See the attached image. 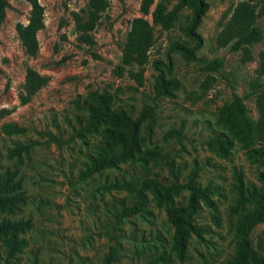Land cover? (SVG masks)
<instances>
[{
  "label": "rangeland",
  "instance_id": "374dc122",
  "mask_svg": "<svg viewBox=\"0 0 264 264\" xmlns=\"http://www.w3.org/2000/svg\"><path fill=\"white\" fill-rule=\"evenodd\" d=\"M87 1L38 0L43 28L36 33L37 55L29 58L15 32L17 23H26L29 4L7 0L0 24V175L9 173L10 183L0 194L9 196L11 205L0 207V224L12 227L0 231V264H235V227L250 209L240 194L263 184L259 175L264 174V160L251 158L216 117L235 92L251 120L257 119L250 85L256 80L264 90L259 68L264 13L256 19L261 38L248 46L246 55L229 50V44L218 45L217 37L238 2L259 7L264 0H205L195 60L164 53L174 40L192 45L180 31L188 9L182 8L171 28L163 30L151 23L153 6L143 15L140 0H107L105 12L88 32L93 40L89 46L77 40L71 15L84 16ZM133 17L146 19L154 37L140 85L128 73L136 70L134 64L117 73ZM215 58L222 60L217 70L206 66ZM26 66L48 81L28 103L19 104L17 91ZM159 72L178 81L172 95L154 94L153 76ZM94 92L108 96V113L123 110L134 119L149 107L151 117L140 114L129 156L82 178L104 142L102 129L109 126L105 121L95 131L77 134L87 111L74 101H87ZM13 122L24 130L2 129ZM219 132L229 142L224 155L209 144ZM143 177L170 186L171 199L157 200L142 187ZM188 180L208 191L197 199L190 219L196 231L186 230L180 252L170 216L186 205ZM138 189L142 207L129 216L121 214L135 205ZM259 233L264 234V222L252 237Z\"/></svg>",
  "mask_w": 264,
  "mask_h": 264
},
{
  "label": "trees",
  "instance_id": "16d2710c",
  "mask_svg": "<svg viewBox=\"0 0 264 264\" xmlns=\"http://www.w3.org/2000/svg\"><path fill=\"white\" fill-rule=\"evenodd\" d=\"M25 1L29 4L26 23H17L15 32L22 53L29 58H34L38 52L36 33L43 28V7L38 3V0ZM7 6V0H0V24L4 20ZM107 6V0H88L84 16L76 12L71 13L79 42L89 46L93 44L88 32L94 29ZM151 6H153L150 11L151 23L152 25L158 24L163 30L171 28L182 8L188 9L180 31L188 40L192 41V45L188 46L174 40L169 42L164 53L168 58L170 53L174 52L184 59L195 60V52L200 47L196 28L207 9V2L205 0H140L139 12L145 15ZM261 13H264V1L259 7L248 1L238 2L219 32L217 44L220 46L229 44V50L239 49L246 55L248 46L258 42L261 38V30L256 24V19ZM152 25L143 17L131 18L120 50V65L117 66V73L120 74L125 66L134 64L136 70L128 73L139 85L142 83L144 67L149 61V50L154 43ZM260 58L259 68L264 75V56ZM221 64L222 60L215 58L207 62L206 66L217 70ZM152 65L156 68V61H153ZM47 81V76L26 66L23 81L17 91L19 104L28 103L31 97L46 85ZM250 87V94L254 95L258 110L257 119L251 120L241 97L235 92H231L228 102L218 109L216 122L243 144L246 153L251 158L264 160V90L258 89L260 84L256 80L251 82ZM178 88V81L173 77H165L161 72L153 76L152 89L155 95L169 96L173 94V90ZM108 100L106 94L94 92L87 101H74L79 108L87 111L85 124L77 132L79 136L84 131L97 130L100 125H104L105 121L109 122V126L102 129L104 142L97 154L90 158L88 165L81 172L82 178L104 167L112 166L115 162L122 160L124 156H129L135 145L134 137L142 116L140 114L145 112L150 116L149 107L144 108L134 119L123 110L108 113ZM2 129L5 132H22L24 130L14 122L3 124ZM209 144L219 154L224 155L229 142L223 133L219 132L210 138ZM8 174L3 172L0 175V193L9 187L10 177ZM259 180L263 183L262 185L247 189L243 194H240L241 202L248 203L250 209L241 217L235 227V253L232 258V262L235 264H264V234L259 233L254 238L252 237L254 228L264 222V174L259 175ZM120 185L129 190H135L130 184L121 183ZM141 185L143 188H149L157 200L167 202L171 199V187L160 183L156 178L143 177ZM186 188L189 192L186 205L172 210L170 216L175 227L176 245L180 252L183 248L186 230L196 231L190 223V219L197 199L198 197L204 198L208 191L205 187L196 186L191 180L187 181ZM135 195L137 198L135 205L124 208L121 214L129 216L142 207L144 203L142 191L138 189ZM10 203L9 196L0 194V207L4 204L10 206ZM11 227L9 223L0 224V231H7ZM110 257L115 258V253H110Z\"/></svg>",
  "mask_w": 264,
  "mask_h": 264
}]
</instances>
